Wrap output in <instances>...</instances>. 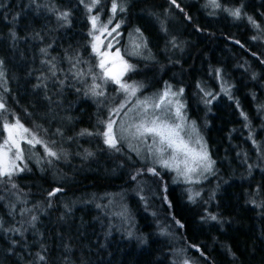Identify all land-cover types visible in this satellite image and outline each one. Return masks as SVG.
<instances>
[{
  "label": "trees",
  "instance_id": "obj_1",
  "mask_svg": "<svg viewBox=\"0 0 264 264\" xmlns=\"http://www.w3.org/2000/svg\"><path fill=\"white\" fill-rule=\"evenodd\" d=\"M218 4L0 0V145L17 121L41 141L23 143L11 175H0V264H264V0ZM164 10L185 25L181 49L149 16ZM90 16L118 35L115 46L137 33L150 47L154 60L127 58L124 82L151 69V90L182 91L215 166L197 188L170 172L156 178L133 155L159 187L157 204L134 200L122 147L103 139L100 96L75 80L97 65ZM120 193L128 225L104 200Z\"/></svg>",
  "mask_w": 264,
  "mask_h": 264
},
{
  "label": "rangeland",
  "instance_id": "obj_2",
  "mask_svg": "<svg viewBox=\"0 0 264 264\" xmlns=\"http://www.w3.org/2000/svg\"><path fill=\"white\" fill-rule=\"evenodd\" d=\"M207 3L211 8L216 7L211 3V0H207ZM163 15V18L160 20L155 15L153 16V14L149 16L169 28V35L178 40V48L181 49L183 44L177 35H179V32L183 33V26L185 25L166 10H164ZM93 17L90 16L91 23ZM104 24L97 23L96 20L95 28L92 23L90 30L93 39L92 50L97 55L96 57H98L97 67L93 64H90V66L89 64L88 66L86 65V69L80 72V78L75 80L78 82V85H81L82 90L86 89L89 93L93 92L100 96L98 102L102 104L101 109L106 114L103 139L105 141L104 133L107 131V125L112 123L116 145L119 144L122 147L119 154L130 167V172H128L130 174L129 183L132 184L134 189L132 192L134 200L138 204H157L159 187L153 181L141 176V170H139L138 165L135 163L133 155L139 160L141 165H146L149 169L155 168L156 178H162L165 173L170 172L174 180L179 179L182 184L191 189L197 188L195 186L201 184L211 176L215 170V166L208 155L201 126L187 117L182 91L175 89L170 84H164V87L159 90H151L156 81V77L153 75L151 69L143 71L141 69L138 80L124 82L125 76L131 70L127 61L128 57L151 61L154 60V56L150 47L147 46L146 40L137 33L129 36L123 47L115 46L118 35L115 32H109L103 26ZM96 37H99V40H96ZM170 46L174 45L170 44ZM166 53L174 57L172 49H167ZM101 61L105 63V68L103 69L100 67ZM125 65L128 66L127 69H125ZM97 68L98 70H95ZM112 77H116L120 82L117 83ZM181 78V76H177L176 79L180 80ZM121 84L130 86L129 90L125 91L121 88ZM132 89L135 90L134 95L132 94ZM220 89L223 90V93H228L227 85H222ZM166 92L168 93L167 97L164 96ZM161 99L164 102L157 108L156 105L159 104ZM177 110H179V115H177ZM156 117L172 126L180 125L177 131H179L180 137L188 144V147L195 153L207 154L208 159L200 162L199 165L192 164L189 161V166L196 168L195 172H186L185 165L181 162L185 159L183 155H179L178 160L173 163L171 157L177 154L172 149H167L166 146L160 145L158 137L148 133L140 135L137 132V126L140 124L150 126L151 121ZM141 131L143 130L141 129ZM7 136L8 133L6 131L5 139H7ZM23 137L16 136L21 148L23 143L29 144L26 141L31 140L27 133H23ZM161 147H165L166 149L162 155L158 151ZM31 152L29 154L32 157L33 152ZM14 153L15 149H13L9 156L15 162ZM163 160H168L172 166L165 167L162 163ZM176 164H179V169H177ZM12 171L13 168L10 169V172ZM150 173L152 172L150 171ZM104 200L110 213L118 216L125 225H128L127 196L124 193L109 194ZM112 211H116L117 213ZM133 231L134 228L131 230V233ZM163 233H165L166 237H170L169 234H172L173 231H164ZM179 256L180 252L176 251L175 257L178 258Z\"/></svg>",
  "mask_w": 264,
  "mask_h": 264
},
{
  "label": "snow or ice",
  "instance_id": "obj_3",
  "mask_svg": "<svg viewBox=\"0 0 264 264\" xmlns=\"http://www.w3.org/2000/svg\"><path fill=\"white\" fill-rule=\"evenodd\" d=\"M96 3L99 2V0H95ZM211 3L219 7L218 0H211ZM118 5L114 2L112 4V12L115 13L117 11ZM122 10V9H121ZM234 16L239 17L240 10L236 9L233 13ZM96 17H93L92 23L93 27L96 26ZM118 27V25H117ZM106 30V29H105ZM114 30V29H113ZM96 40H99V37L95 38ZM95 49V45H94ZM100 67L103 69L105 68L104 61H101ZM125 69L128 68L127 65L124 66ZM112 79L116 80L117 83L120 81L116 77H112ZM121 88H123L125 91H128L130 86H126L124 84L120 85ZM132 94H135V90L132 89ZM168 93L166 92L164 94L165 97H167ZM163 99L159 102V104L156 105L157 108L160 107L161 104H163ZM3 108V105L0 104V109ZM177 115H179V110H177ZM180 128V125H170L167 122L160 120L159 117H156L153 119L150 123V126H145L144 124H140L137 126V132L140 135H143L144 133H148L150 135H153L155 137L159 138V144L166 146L167 149H172L173 152H175L177 155H174L171 157L172 162H176L178 160L179 155H183L185 159L181 161L185 165L186 172H195L196 168L189 166V161H191L192 164L199 165L200 162L206 161L208 159L206 153H195L192 149L188 147V144L180 137L179 131L177 129ZM4 129L7 131L8 136L7 139L3 141V144L0 145V175H11L10 169L15 168L16 164L13 159L10 158L9 154L12 153L13 149H15L14 158L15 160L21 159L22 156V149L20 147L19 142L16 139V136L23 137V133H28V129L24 128L23 125L19 123V121L16 122L14 125L10 124H4ZM141 129L143 131H141ZM105 136V143L108 144L111 147L116 146V139L113 134V125L112 123H109L107 125V131L104 133ZM28 143L39 144L41 143L40 140H37L34 136L31 140H27ZM165 147H161L158 149V151L163 154L165 151ZM49 155L55 156L54 152L49 151ZM163 165L165 167H171V163L168 160L162 161ZM177 169H179V164H176ZM215 217H213L214 219Z\"/></svg>",
  "mask_w": 264,
  "mask_h": 264
}]
</instances>
